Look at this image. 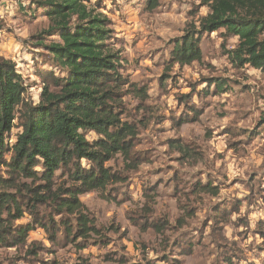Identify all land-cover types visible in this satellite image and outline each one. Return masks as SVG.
<instances>
[{"label":"rangeland","instance_id":"1","mask_svg":"<svg viewBox=\"0 0 264 264\" xmlns=\"http://www.w3.org/2000/svg\"><path fill=\"white\" fill-rule=\"evenodd\" d=\"M36 1L0 0V56L15 63L34 104L39 75L54 69L38 42L49 22ZM159 2L149 10L146 0H91L110 21L121 73L142 90L129 89L122 116L138 127L141 163L128 171L117 156L107 166L123 181L80 197L100 232L79 240L83 249L52 245L37 228L28 240L38 257L18 264H264V73L232 65L226 53L238 39L223 31L204 34L200 63L173 64L174 45L209 9L205 0ZM19 256L0 249L2 264Z\"/></svg>","mask_w":264,"mask_h":264},{"label":"trees","instance_id":"2","mask_svg":"<svg viewBox=\"0 0 264 264\" xmlns=\"http://www.w3.org/2000/svg\"><path fill=\"white\" fill-rule=\"evenodd\" d=\"M159 3L146 0V7L155 10ZM35 4L49 22L38 42L54 66L39 75L38 104L28 100L15 63L0 56V169L5 168L0 176V249L21 254L7 264L32 263L38 257L40 248L28 240L37 228L52 245L65 242L83 249L86 245L77 242L100 232L80 197L123 181L121 172L107 166L117 156L128 171L141 163L135 152L138 127L122 120L124 98L135 88L121 73L109 19L91 0ZM204 5L208 14L174 45L173 64L200 63L204 34L223 31L238 39L226 53L232 65L264 73V0H205ZM53 37L58 40L47 42ZM211 83L227 89L225 82ZM90 133L96 138L90 140ZM201 190L209 193L213 187L202 185ZM257 227L264 237V218ZM224 262L235 264L231 258Z\"/></svg>","mask_w":264,"mask_h":264}]
</instances>
